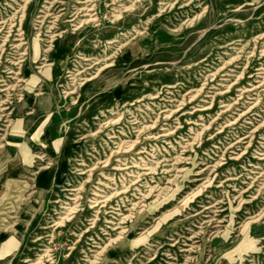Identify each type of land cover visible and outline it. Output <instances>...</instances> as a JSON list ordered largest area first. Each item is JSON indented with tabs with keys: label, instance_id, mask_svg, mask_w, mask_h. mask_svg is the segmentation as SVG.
<instances>
[{
	"label": "rangeland",
	"instance_id": "rangeland-1",
	"mask_svg": "<svg viewBox=\"0 0 264 264\" xmlns=\"http://www.w3.org/2000/svg\"><path fill=\"white\" fill-rule=\"evenodd\" d=\"M77 2L0 0V264H264V0Z\"/></svg>",
	"mask_w": 264,
	"mask_h": 264
},
{
	"label": "bare ground",
	"instance_id": "bare-ground-1",
	"mask_svg": "<svg viewBox=\"0 0 264 264\" xmlns=\"http://www.w3.org/2000/svg\"><path fill=\"white\" fill-rule=\"evenodd\" d=\"M89 1H91V0H89ZM88 0H83V2L81 3V2H77V5H86V3L88 2V3H92L93 2V0L91 1V2H89ZM123 0H112V3H111V5L113 6V12H118L119 10H121L122 9V6H119L118 4L120 3V2H122ZM44 3L47 5V3L48 2H46V1H44ZM76 3V2H75ZM49 4V3H48ZM60 5H62V6H64V8H62V9H60L59 10V15L58 16H55V17H53V22H50V24H48L49 26H46V27H40V30H42V32L41 31H39L38 30V32H37V34H35V39L37 40V41H40L41 39H42V37H46V39L48 38L49 39V41L48 42H46V43H53V41L54 40H56V38H58V37H60L61 35H63V34H65L66 33V30H62L61 28H59V24H58V21H61L62 19H65L66 18V22L67 23H71V26L70 27H73V28H71V29H73L74 31L75 30H77L78 28H80L81 26H82V24L84 23V22H94L95 21V18H93L94 17V14H92L91 16H89V14H88V12H92V11H94V9L92 8V7H90V4L89 5H86V6H84V7H82V8H77L76 6L74 7V8H70V7H68L67 5H64V4H60ZM160 5H162V4H160ZM42 9H44V10H46V11H48L49 12V8H45V6H43V7H41ZM73 11V12H72ZM39 13H42V12H39ZM43 14H45V13H43ZM51 15H53V14H51ZM121 15V14H120ZM120 15L117 17V19L120 17ZM42 16H44V17H42ZM89 17V19L88 20H80V18H82V17ZM116 17V16H115ZM37 19H42V18H44L43 20H41L40 22L39 21H37L40 25H42V26H44L43 24H46L47 22V19H50L51 17H50V15H38L37 17H36ZM68 18V19H67ZM61 19V20H60ZM73 23V24H72ZM43 29L45 30L46 29V32H44V33H47L46 35H44V33H43ZM58 31H60V33H57ZM18 35H21V34H18ZM108 45H111V44H113V42H108L107 43ZM35 52L37 53V51H36V49H35ZM19 53V52H18ZM25 54H23V56H24ZM37 56V54L35 55V57ZM84 61H88V60H84ZM40 69V71H42V69L41 68H39ZM39 71V72H40ZM83 72V71H82ZM82 72H80V73H82ZM12 72L11 71H9L8 72V74H11ZM0 82H2V84L0 85V87H4V86H6V84L4 83V82H6L5 80L4 81H0ZM12 87V86H11ZM2 91H5V90H2ZM71 92H69V94H70ZM1 98V97H0ZM21 98H22V96H21ZM20 101L22 100H24V99H19ZM1 128V127H0ZM6 141V140H5ZM8 143V142H7ZM132 144V143H131ZM248 144V143H247ZM129 146H130V144H129ZM127 148V147H126ZM115 151H117V149L115 150ZM262 155V157H261V159H264V153H262L261 154ZM39 156V155H38ZM9 158V157H8ZM7 158V159H8ZM3 161V160H2ZM144 170L145 171H149V170H151L150 168H148V167H145L144 168ZM182 174V173H181ZM137 179V178H136ZM135 179V180H136ZM26 186V185H25ZM24 186V187H25ZM174 189V188H173ZM192 193V192H191ZM110 194V193H109ZM187 197V196H186ZM205 206V205H204ZM209 207H213V206H208V207H205L204 209H208ZM211 215V214H210ZM259 216V215H258ZM69 217V216H68ZM1 218V217H0ZM3 219V218H2ZM203 219V218H202ZM61 223V222H60ZM222 233V232H221ZM224 233V232H223ZM151 235H153V234H151ZM140 236V235H139ZM150 237V236H149ZM222 237V236H221ZM247 239V242H246V244H245V246H244V248H242L241 250L242 251H246V253H247V255L249 254V252L250 251H248L249 249L251 250V252L250 253H253V252H255V251H257V250H259L260 248H264V246L263 247H256L255 246V244H257V242H259L260 240H264V238H262V239H259V240H256L257 242L255 243V240H252V239H250V238H246ZM148 244V243H147ZM187 244V243H186ZM195 244H197V243H195ZM143 246V245H142ZM45 253V252H44ZM245 253V254H246ZM231 254V253H230ZM246 255V256H247ZM239 259H241V258H239ZM251 259V258H250ZM37 260V259H36ZM252 262H254V261H252ZM42 263V262H41ZM235 263V262H234ZM194 264V263H193Z\"/></svg>",
	"mask_w": 264,
	"mask_h": 264
},
{
	"label": "crops",
	"instance_id": "crops-1",
	"mask_svg": "<svg viewBox=\"0 0 264 264\" xmlns=\"http://www.w3.org/2000/svg\"><path fill=\"white\" fill-rule=\"evenodd\" d=\"M44 138V139H51L53 138V136H55V131L51 130L50 127H48L46 130H44L41 134L36 133L35 131L31 130V132L29 134H27L28 138H37L38 136L41 137V136Z\"/></svg>",
	"mask_w": 264,
	"mask_h": 264
}]
</instances>
